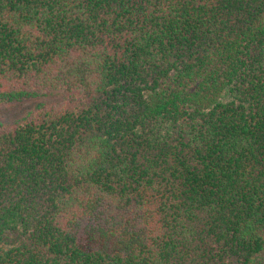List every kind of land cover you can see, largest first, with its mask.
<instances>
[{"label": "trees", "instance_id": "1", "mask_svg": "<svg viewBox=\"0 0 264 264\" xmlns=\"http://www.w3.org/2000/svg\"><path fill=\"white\" fill-rule=\"evenodd\" d=\"M0 264H264V0H0Z\"/></svg>", "mask_w": 264, "mask_h": 264}]
</instances>
